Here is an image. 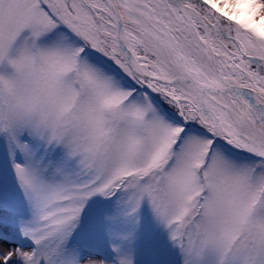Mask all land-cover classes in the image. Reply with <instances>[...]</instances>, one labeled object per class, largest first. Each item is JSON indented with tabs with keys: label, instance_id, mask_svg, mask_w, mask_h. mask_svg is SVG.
Wrapping results in <instances>:
<instances>
[{
	"label": "snow or ice",
	"instance_id": "obj_1",
	"mask_svg": "<svg viewBox=\"0 0 264 264\" xmlns=\"http://www.w3.org/2000/svg\"><path fill=\"white\" fill-rule=\"evenodd\" d=\"M0 264H264V0H0Z\"/></svg>",
	"mask_w": 264,
	"mask_h": 264
}]
</instances>
